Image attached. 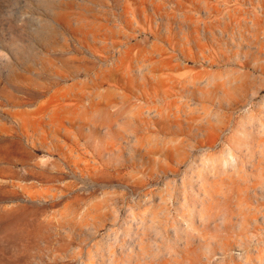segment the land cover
Returning a JSON list of instances; mask_svg holds the SVG:
<instances>
[{
	"label": "rangeland",
	"instance_id": "obj_1",
	"mask_svg": "<svg viewBox=\"0 0 264 264\" xmlns=\"http://www.w3.org/2000/svg\"><path fill=\"white\" fill-rule=\"evenodd\" d=\"M0 264H264V0H0Z\"/></svg>",
	"mask_w": 264,
	"mask_h": 264
}]
</instances>
